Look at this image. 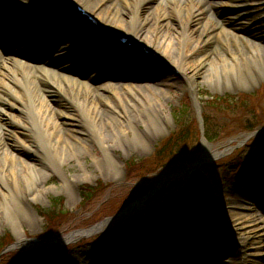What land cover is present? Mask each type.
<instances>
[{"label":"rangeland","instance_id":"1","mask_svg":"<svg viewBox=\"0 0 264 264\" xmlns=\"http://www.w3.org/2000/svg\"><path fill=\"white\" fill-rule=\"evenodd\" d=\"M95 1L103 3L98 12L106 7L117 9L113 14L120 19L129 15L135 2L87 0V5H82L81 0H76L78 5L81 4L82 8L98 19V13L91 9ZM204 1L205 3L199 4L198 0H191L194 7L191 8L193 12L188 15L167 12L162 19L166 29L172 31H177L181 24L190 25L194 28V37L205 41L198 45L195 39L185 40V36L176 38L179 43L184 44L183 53L190 65L186 70L187 76L171 64H163V60L157 55L152 57L151 51H126V44H119L117 38L108 39V33L101 30L98 24L89 27L90 31L98 34L101 32L102 35L91 40L84 38V42L80 40L77 48L82 50V47L98 42L89 46L90 50L74 52L77 53L76 63L84 62L78 71L97 78L106 71L130 74L136 70L151 76L154 80L146 81L147 85L153 86L159 82L161 88L168 91L165 98L159 97L162 107L158 108L157 114L162 117L163 125L156 130L151 126L147 127L146 111L134 105L123 103L116 109H106L102 105L99 109L101 115L92 120L98 129L91 133L73 102L62 94L75 87L68 86L58 90L57 94L48 95L54 108L69 110L75 121L60 123L62 139L58 148L63 155L56 159V170L48 165L49 159L26 131L19 133L26 141L22 145L26 147L28 144L34 149V153L26 154V148L21 144L20 147L18 140H15L14 145H9L13 151V159H9L0 150V182L4 178L10 181L13 171L15 176L11 191L0 183V240L10 237V244H17L15 251L30 252L40 246L33 242L34 239L67 238L76 230L90 229L91 225L87 223L86 217L95 215L92 220L94 224L101 215L105 219L114 215L117 208L108 214L110 209L115 208L110 205L126 199L137 177L150 175L164 163H168L169 160L159 158L163 156L165 146L173 145L174 156L180 154V163L186 162L188 165L191 164L188 159L201 157L205 153L206 145L201 143V135L199 136V112L203 120V138L210 145L212 157L190 173L177 175L161 186L158 183L165 176L156 178L155 195L143 202L140 210L135 208V212L126 213L122 220L108 222L101 230L88 237L75 234L63 241L58 249L60 259L57 257L55 264H183L176 259L184 254L189 255L192 262H197L198 254L203 255L205 240L213 242V246L209 248L210 253L206 256L212 260L210 264H240L241 260L243 264H264V74L258 73L257 66V60L264 66V3L262 0H254L253 3L250 1L249 6L244 9L246 13L236 17L237 10L232 11L233 15L232 12L215 11L210 5L212 2L226 0ZM50 2L57 7L60 4L57 0ZM137 5L139 15L136 19L145 21L148 25L150 22L154 23L157 17L163 16L157 9L167 10L171 2L139 0ZM16 6L22 8L18 3ZM64 8L69 10L71 6L67 4ZM48 11L49 9L41 8V16L46 17ZM150 11L155 15H148ZM26 23V28H31L36 23V18ZM21 27L17 26L11 31ZM37 30L33 29L36 32L34 35L40 33ZM48 30L43 32H47L48 37L57 33L61 35L49 47L42 48L36 54L39 59L52 58L62 45H68L70 41L83 36V33H78L69 38L70 33L65 31L61 23L53 26L52 32ZM183 33L186 35V32ZM170 35L174 36L172 32ZM10 41L11 39L0 35V54L4 51L7 57L11 56ZM153 41L154 45L158 44L157 38ZM102 43L104 53L101 52V57L104 64L100 62L97 67L90 68L100 49L97 44ZM251 46L255 52L251 50ZM173 53L175 54V50ZM231 53H243L246 58L233 60L234 62L227 60L225 57ZM253 54H256V59ZM118 62L120 67L115 69ZM113 63L115 67L111 68ZM247 65L257 75L254 79H250ZM235 69L241 71L246 80H241L240 74L233 71ZM69 75L80 80L76 73ZM97 81L100 86L109 83L103 78ZM189 81L195 89L188 87ZM142 83L127 81L125 85L138 87ZM122 84L113 82L118 87ZM105 95V91L99 90L92 98L100 101ZM36 96L41 98V94ZM195 100L198 107L195 106ZM102 114L109 115L105 118ZM128 119L134 121L149 139L146 147L135 139V130L130 129ZM249 126L258 132L256 137L246 136ZM2 138L3 141L7 140L6 137ZM106 149L111 151L121 165L123 172L119 177L108 170L104 158ZM214 153L222 155L213 157ZM236 157L239 160H235ZM28 163H43L48 166L45 171L40 168L37 172H32L36 187L29 189L23 176L19 175L24 172ZM173 169L175 168L170 169V174L179 171ZM173 185L177 192L167 198L162 193ZM85 196L91 197L87 204H83ZM55 199L60 200L61 209L68 214L66 218L48 224L39 210H52ZM187 212L192 216L182 219V215ZM139 220L145 221L154 229V237L137 232L139 239L145 241L144 244L137 243L140 240L133 239L134 243L130 240L134 225ZM49 231L51 232L48 233ZM126 231L128 234L125 236ZM109 236L110 240H107ZM59 243L56 240L50 250L53 251ZM108 248L111 253H107ZM7 262L0 261V264H8ZM24 264L52 262L50 259L30 258Z\"/></svg>","mask_w":264,"mask_h":264},{"label":"bare ground","instance_id":"2","mask_svg":"<svg viewBox=\"0 0 264 264\" xmlns=\"http://www.w3.org/2000/svg\"><path fill=\"white\" fill-rule=\"evenodd\" d=\"M22 1H25V3L18 0H0V35L11 39L9 42L11 56L7 57L4 51L0 54V150L3 151V154L9 157V159H13V151L10 149L9 145H14L15 140L16 142L19 141L18 145L25 144V139L20 137L19 133L26 131L29 134V138L36 142L40 151L42 150L43 154L49 159L48 165L50 164V167L54 170L58 169L56 159L63 155L60 151L61 149L58 148L62 139V131L59 128L60 123L75 120L74 115L69 110L63 107L54 108L53 104L48 100V95H51L52 93L57 94L58 90L61 91V89L68 86H73L75 88H71L70 90L72 91H68L69 93L63 92L62 94L73 102L72 104L83 118L85 126L91 133H95L98 129L92 120L94 117H99L101 115L99 111L100 106L103 105L106 109H116L117 106H121L123 103H127L131 106L134 105L145 110L147 115V124L145 125L147 127L151 126L155 130L161 128L163 125L161 122L162 117L157 114L159 112L158 108L162 107L159 97L165 98L168 91L162 89L159 82L155 83L153 86L147 85L146 81L154 80L151 76L133 70L130 74H114L106 73V71L104 75L97 78L94 76L89 77L87 74H83L82 71H78L84 62L82 64L76 63L77 53L74 52L77 50L82 52L87 49L90 50L91 47L89 46L98 42L95 41L88 47H82V50L77 48L80 40L83 41L82 39L87 37L88 40H91L93 37H97L100 34L102 35V33L100 32V34H98L90 31V24L76 9V4H78L76 0H65L68 2L57 0L60 1L61 4H59L58 7L53 6L50 0ZM168 1L171 2L170 8H167V10L164 8H158V13L163 16L157 17L154 23L150 22L148 25H146L145 21H139L136 19L139 15V5H137L139 0H135L132 11H129V15H127L125 19H120L116 14L114 15L113 13H116L118 10H111L110 7H106L103 10L101 9V12H98L103 6L101 1H95L91 6V9L96 12V14L98 13L97 23L101 30L109 34L110 38H119L124 35L129 39L132 48H126V51L133 52L136 49L141 48V46L145 47L146 50L151 51L157 55L160 60H163V64H171L173 68L182 74L185 73V76H187L186 70L190 65L183 53L184 44L179 43L176 38H181V36L183 38L185 36V40L195 39V42L198 45H202L205 41L200 37H194V28L190 25L181 24L177 31L166 29V24H164V20L162 19L165 18L164 15H166L167 12L180 16L188 15L193 12L191 8L194 7L191 0ZM250 1L251 3L254 2V0H226L224 2H212L210 5L215 11H224L229 14L233 10H237L236 17H238L241 14L246 13L244 9L246 6H249ZM262 1L264 3V0ZM17 3L23 9L21 7V9L17 8ZM80 3L82 5H87L88 2L87 0H81ZM198 3L203 4L205 1L198 0ZM67 4L71 6V9L66 10L64 8ZM24 7H26V9H24ZM41 8L49 9L46 17H43V15L41 16ZM233 13L234 12H232V14ZM147 14L152 15L154 12L150 11ZM35 18L36 23H34L31 28H26V21ZM58 23H61L65 31L70 33L69 38L76 36L78 33H83V36L70 41L71 43L68 45H62L57 54L52 58H40L42 59L40 60L36 54L42 48L49 47L53 41L61 35L57 33L51 34V36L48 37L46 35L47 32H43L48 29L51 30V28ZM17 26L22 27L19 30L11 31V29ZM144 27L147 30H145ZM33 29H39L37 32L40 33L34 35L36 32L33 31ZM52 31L53 30H51V32ZM183 31L186 32V35ZM170 32H172L174 36H171ZM154 38L158 39V44L156 43V45L153 44ZM249 44L251 45V43ZM102 46L103 43L97 44V47L100 49L98 48L99 50L95 54V60L91 62L90 68L97 67L100 62H102L101 64H104V60L101 57V52L102 54L104 53ZM106 47L108 46H105V48ZM94 50H96V48H94ZM174 50L175 54L173 53ZM251 50L255 52L252 46ZM245 55L243 53H231L225 58L227 60L237 61V59L246 58ZM253 56L255 59L257 58L256 54H253ZM114 64L115 63L111 64V68L113 66L115 67ZM163 64H161V66L164 67ZM117 66L118 67L115 69H119V62L117 63ZM257 66L258 73L263 75L264 66L262 62L257 60ZM246 67L247 71H249L248 74L250 79H254L257 75L251 72V68L248 65ZM233 71L240 74L241 80L242 78L246 80V77L241 71L238 69ZM74 73L79 75L80 80L69 75H74ZM101 78L104 80L107 79L109 83L100 86L97 80H100ZM127 81H130L131 83L142 81L143 85L138 87L131 84L125 85V82ZM113 82L123 83L124 85L122 84L118 87L113 85ZM188 87L190 89H195V86H193L190 81L188 82ZM99 90L105 91L107 95L102 96L100 101H96L92 98V95ZM36 94H41V98H37ZM108 115L109 114H102L105 118ZM128 124L130 125V129L133 128L132 130H135L133 131L135 139L146 147L149 143V139L138 129L134 121L128 119ZM2 137H6L7 140L3 141ZM100 142L104 144L102 140H100ZM22 147L26 148V154H29V152L31 154L34 153V149L28 144L26 147H24V145H22ZM210 156L211 148L209 145L206 147L203 159H208ZM104 158L108 164V170L111 171L115 177H119L118 175H120L123 170L118 160L115 159L109 149H106ZM98 165L101 164L98 163ZM24 168V172L19 173V175H21V177L23 176L26 182V187L29 189L36 187V181L33 179L32 172H37L40 168L45 171L48 166L43 163H28ZM179 174L181 173L178 172L173 176L175 177ZM13 178L15 179L14 171L10 181L7 178H4L6 181L1 180L0 183L3 187L11 191L10 187L13 182H15ZM170 178H166L163 183L167 182ZM140 204L141 202H137L129 211L135 212V208L140 210ZM220 209L222 211L221 206ZM36 218L38 219L37 216ZM30 219L34 223H37V220L34 217L30 216ZM12 222L16 223L14 220H12ZM105 225L106 224L99 227L98 230L102 229ZM138 231L145 233L148 237H154V229L145 221L139 220L134 225L131 234L129 233L131 235V243H134L132 241L133 239L140 240L137 242L139 244L145 243V241L139 239V236L137 235ZM126 234H128L127 231L124 235L126 236ZM54 240H57V238ZM203 243V255L200 256L199 254L201 253L198 254L199 261L192 262L189 255L185 254L181 257L184 259L181 260V258L178 257L176 260L178 262L181 261L183 264H210L212 260L206 256L210 253L209 248L213 246V242L211 240H205ZM110 248H108L109 251L106 250L107 253L112 252L110 251Z\"/></svg>","mask_w":264,"mask_h":264},{"label":"trees","instance_id":"3","mask_svg":"<svg viewBox=\"0 0 264 264\" xmlns=\"http://www.w3.org/2000/svg\"><path fill=\"white\" fill-rule=\"evenodd\" d=\"M254 129L255 128L249 126L247 128V133L252 132ZM164 150H165V152L163 153V156H160L159 158L167 159V161L169 160L170 162L168 161V164H170L171 167H175V166L179 165V163H178L179 160L177 158H175L177 155L174 156L175 152L172 151L173 145H170L169 147L165 146ZM164 154H166V155L164 156ZM235 160H239V158L236 157ZM137 179H139V177H137ZM146 190H147L146 188L143 189L142 187L136 186L134 189H132L131 193L127 194L126 199H120L119 203H114V204L110 205V206H113L115 208L110 209L108 211V214L109 213L111 214L112 211L115 210L116 208H117L116 212L121 210L122 208L127 206L131 200L141 196ZM90 199H91V197L85 196L83 198V204H87L88 202H90ZM103 211H105V209ZM39 214L46 219L48 224H53L61 218H64V217L66 218V215L68 213L65 212L63 209H61L60 200L55 199L54 200V207L52 208V210H50V211L39 210ZM93 216H95V215H93ZM93 216L86 217V219L88 221L87 223H89V225H93V223H92V220L94 219ZM103 218H104V216H102V215L99 216L97 218V220H95L94 224L101 221ZM50 232L51 231H49L48 233H50ZM11 242H12V239L10 237H5L2 240H0V252L6 245H9ZM58 256H59V254H58V247H57L56 248V258ZM30 258H36L37 260L49 259L46 250L42 247H37L33 251H30V252L12 251L10 253L4 254L1 256V261L6 260V261H8L7 262L8 264H15V263L16 264H24Z\"/></svg>","mask_w":264,"mask_h":264},{"label":"water","instance_id":"4","mask_svg":"<svg viewBox=\"0 0 264 264\" xmlns=\"http://www.w3.org/2000/svg\"><path fill=\"white\" fill-rule=\"evenodd\" d=\"M198 120H199V123H200V126H201V133H202V119L200 118L199 116V112H198ZM257 133H253V134H250V136L252 135H255ZM202 142L203 144H205V140L202 138ZM218 156L222 155V153H219L217 154ZM206 162V159H203V156H201L194 164H192L191 166H188L187 168L185 169H182L181 171H191V170H194L196 168H198L199 166L203 165L204 163ZM152 194V192L146 194L145 196H143L142 198L140 199H137L135 200L134 202H132L123 212L119 213L118 215L114 216V217H111V218H107L105 219L104 221L98 223L97 225L91 227L90 229L88 230H80V231H76L75 233H72L70 236H68L67 238H62V239H57V241H59L60 243H62L63 241L67 240L68 238L70 237H73L75 234H78L80 236H83V235H89L95 231H97L99 229V227H101L102 225H104L105 223H108V222H112L113 220H116V219H120L122 217L125 216V213L126 212H129V210L137 203V202H144L146 201L150 195ZM55 237L53 238H50V239H43V240H36L34 239L33 242L34 243H39L41 246L45 247L49 256H50V259H51V262L52 264H55V259H54V255H53V251L50 250V247L53 246L54 242L56 240ZM28 241H31L30 239H28ZM17 246L16 243H13L12 245L4 248L1 252H0V256L8 251H11L13 250L15 247Z\"/></svg>","mask_w":264,"mask_h":264},{"label":"flooded vegetation","instance_id":"5","mask_svg":"<svg viewBox=\"0 0 264 264\" xmlns=\"http://www.w3.org/2000/svg\"><path fill=\"white\" fill-rule=\"evenodd\" d=\"M159 176H161L160 174H156V173H151V177H147V181H149V183L152 181V183L155 185L154 180H156V178H158Z\"/></svg>","mask_w":264,"mask_h":264}]
</instances>
